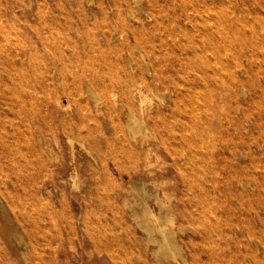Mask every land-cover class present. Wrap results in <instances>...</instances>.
Returning <instances> with one entry per match:
<instances>
[{"label":"rangeland","instance_id":"1","mask_svg":"<svg viewBox=\"0 0 264 264\" xmlns=\"http://www.w3.org/2000/svg\"><path fill=\"white\" fill-rule=\"evenodd\" d=\"M209 15L226 20L225 55L198 36ZM130 29L132 67L167 85L133 108L160 125L180 112L177 142L162 125L124 139L123 94L105 118ZM85 76L102 79L101 114L85 95L100 122L74 96ZM159 227L180 256L159 251ZM0 264H264V0H0Z\"/></svg>","mask_w":264,"mask_h":264},{"label":"bare ground","instance_id":"2","mask_svg":"<svg viewBox=\"0 0 264 264\" xmlns=\"http://www.w3.org/2000/svg\"><path fill=\"white\" fill-rule=\"evenodd\" d=\"M122 1V0H120ZM130 1V0H129ZM135 1V0H134ZM137 1V0H136ZM126 2V1H125ZM140 2V1H139ZM131 4V3H130ZM120 6H122L123 8V5L119 4ZM130 6V5H129ZM132 6V5H131ZM141 6V5H140ZM146 6V4H145ZM143 6V7H145ZM118 7V6H117ZM127 8V7H126ZM136 8V7H135ZM148 8V7H146ZM134 9V8H132ZM131 9V10H132ZM145 9V8H144ZM193 9V8H192ZM137 10V9H136ZM163 10V9H162ZM194 10V9H193ZM139 11V10H137ZM127 12V11H125ZM130 12V11H129ZM128 12V13H129ZM132 12V11H131ZM134 12V11H133ZM145 12V11H144ZM143 12V13H144ZM151 12V11H150ZM194 12V11H193ZM137 13V12H136ZM135 13V14H136ZM183 13L185 15H190L189 17V21L192 22V28L195 29V28H198L196 25H195V22H196V19H195V16H191V14L189 12H186V10L183 9ZM182 13V14H183ZM123 14V13H121ZM132 14V13H131ZM130 14V15H131ZM140 15V13H138ZM169 14V13H168ZM153 15V14H152ZM159 15H161L162 17H165L166 14H164V12H159ZM45 16V15H44ZM121 16V15H120ZM124 17V15H122ZM134 16V15H133ZM127 17V16H126ZM137 17V15H136ZM155 17V16H154ZM160 17V16H159ZM226 17V16H225ZM227 18V17H226ZM119 19H123V18H119ZM132 19V18H131ZM147 19V18H146ZM150 19V18H149ZM155 19V18H154ZM134 20V19H133ZM143 20V19H142ZM160 20V19H159ZM153 21V20H152ZM124 22V20H123ZM155 22V21H154ZM126 23V21H125ZM50 24V23H49ZM127 24V23H126ZM158 24V23H157ZM160 25V24H159ZM135 27V26H134ZM142 27V26H141ZM140 27V28H141ZM136 28V27H135ZM139 28V29H140ZM155 28V27H154ZM192 29V32L194 31ZM142 30V29H141ZM187 30V29H186ZM229 32L227 31V23H226V20L225 18L223 17H220V16H214V15H209L207 16V18L201 23V28L198 30V36L199 38L202 40V42L204 44H206V40L208 39V46L206 45L207 47V51L208 52H213L215 49L219 48V51L220 53L222 52V54L224 53L225 55V52L228 51L227 50V47H228V44H227V34ZM116 34V33H115ZM124 34V33H123ZM126 35L124 36V40L122 42V49L121 51L119 52L120 53V57L123 59V62H125V65L128 66L126 68V66L124 67L122 65V63H120V69L122 70V73L118 72V74H116V76H113L112 77V81H111V85L110 87H104L103 86V91H104V94H105V99H106V108L104 109V112H105V118H108L110 117V108L111 107H116L118 105V101H119V97L123 94L126 96V98L120 100L121 102H124L126 103L127 107H128V113H129V118H128V122L126 123V134L124 135V139H131V140H136L137 139V135L139 133H142L143 137H147L149 136L148 133L150 130L152 131H156L159 133V135H163V133L160 131V126H164V129H165V132L167 134L170 133V140L171 141H176L179 140L178 138V135H176L174 132H178L180 131V128H182V124L180 123V118H181V113L180 112H174L172 111L171 114L169 115H165V120L163 121V123L160 125L158 124L157 120H156V115H160L159 113L163 112L161 111L160 109H157V113L156 115H151L149 116L148 113H146L144 110H142L140 112L139 115L136 114L134 108H133V102L135 101L136 98H138V104L143 107V104L145 102L148 101V95H147V92L148 91H156L157 89H160V88H163V89H167V85H166V82H163L161 81L160 78H158L157 76H153L152 79H151V82H147L145 80V78L143 77V75L141 73H138L136 72L139 68V66L137 65V69L133 68L132 65H133V62H136L135 59H134V54H133V49L131 48V43L134 42L136 46L142 44L144 42L143 40V36L144 34L142 33V31H138L136 29L133 30V29H130L127 33H125ZM117 35V34H116ZM216 35L219 36V40H214L216 39ZM229 35V34H228ZM106 36V34H105ZM116 39V38H115ZM170 40L172 41H181V38H180V35L177 34V33H170L169 34V38ZM95 41V40H94ZM54 42V41H53ZM99 43V37H98V41ZM108 42V41H107ZM149 44V43H148ZM100 45V44H99ZM120 45V43H119ZM153 45V44H152ZM95 46V44H94ZM101 46V45H100ZM116 47V46H115ZM127 48L128 50V53H129V57H126L124 55V48ZM153 47V46H152ZM117 48V47H116ZM142 48V47H141ZM150 48V47H148ZM102 49L100 48V51ZM105 50V48H104ZM84 51V50H83ZM96 51V50H95ZM99 51V52H100ZM126 51V50H125ZM91 52V51H90ZM89 52V53H90ZM102 52V51H101ZM112 52V50H111ZM84 53V52H83ZM110 53V52H109ZM228 53V52H227ZM101 55V53H99ZM111 54V53H110ZM221 54V55H222ZM74 55H75V52H74ZM74 55H73V58H74ZM80 56V54H78ZM77 55V56H78ZM117 55V54H116ZM213 55V54H211ZM68 56V55H67ZM103 56V55H102ZM105 56V55H104ZM118 56V55H117ZM107 57V56H106ZM142 57L145 61V64H146V70L149 72L150 70V63H152L153 61H157L158 60V56L157 54L153 51V50H149V51H146V53H142ZM104 58V57H103ZM136 58V57H135ZM221 58V57H220ZM71 59V58H70ZM69 59V60H70ZM76 59V58H75ZM74 60V59H73ZM80 60V59H79ZM83 60V57L82 59ZM118 60V59H117ZM140 60V59H139ZM66 61V60H65ZM116 61V60H115ZM143 61V60H142ZM113 62V61H112ZM82 63V61H81ZM85 63V62H84ZM116 66V65H115ZM118 66V64H117ZM68 67V65H67ZM92 69V68H90ZM89 69V70H90ZM114 69V68H113ZM75 70V69H74ZM115 70V69H114ZM118 70V69H116ZM115 70V71H116ZM37 71V70H36ZM78 71V70H77ZM87 71V70H86ZM85 71V72H86ZM94 71V70H93ZM88 73V71L86 72ZM84 73V74H86ZM82 74V75H84ZM88 75H90L88 73ZM92 75V74H91ZM78 76V75H76ZM151 76V75H150ZM79 77V76H78ZM92 76L88 77V76H85L84 77V80H82L85 84V91L82 93L81 92H78L77 94H75L74 96L77 98V104L80 106V111L82 113L85 114V117L87 120H92L94 119V121L96 119L95 115H92L93 111L92 109H90V105H88L87 103V98H86V94H88V96H90V98L93 99L94 103L96 104V112L99 114L100 113V109L98 108V104H99V98L97 97V93L94 92V88L97 87L98 88V85L97 83L99 82H95L92 78ZM97 79V78H96ZM95 79V80H96ZM39 81V80H38ZM76 81V80H75ZM81 81V80H80ZM102 81V79H101ZM100 81V83H101ZM81 83V82H80ZM99 83V84H100ZM77 84V83H75ZM102 85V84H101ZM78 86V85H76ZM107 86V85H106ZM109 86V85H108ZM82 87V86H81ZM101 88V87H100ZM96 89V88H95ZM74 90V89H73ZM100 90V89H99ZM78 91V90H76ZM96 91V90H95ZM98 92V90L96 91ZM102 92V91H101ZM173 92L175 93V96L176 97H180L182 98L183 96V93H181L177 88L174 87V90ZM100 93V92H99ZM30 94V93H29ZM101 96L103 93H100ZM243 94V92H242ZM245 94V93H244ZM246 95V94H245ZM73 96V95H72ZM87 96V97H88ZM99 96V95H98ZM236 96V95H235ZM234 96V97H235ZM230 98V97H229ZM89 100V99H88ZM103 100V99H102ZM50 102V101H49ZM75 102V100H74ZM157 102V101H156ZM102 103V102H101ZM241 103V102H240ZM63 104V103H62ZM55 105V104H54ZM64 105V104H63ZM51 106V103L50 105H48V107ZM46 107V106H45ZM62 107V106H61ZM65 107H67L65 105ZM70 108V107H69ZM50 109V108H49ZM58 109V107H57ZM61 109V108H60ZM71 109V108H70ZM48 110V109H47ZM52 110V109H51ZM59 110V109H58ZM137 110V109H136ZM49 111V110H48ZM59 112V111H58ZM60 113V112H59ZM101 114V113H100ZM236 114V113H235ZM97 115V114H96ZM65 116V115H64ZM247 117V115H244ZM98 117V116H97ZM227 117V116H226ZM232 117V116H231ZM63 118V117H62ZM55 119V118H54ZM63 119H66V117H64ZM215 119V118H213ZM59 120V118H57V121ZM56 122V121H54ZM90 122V121H89ZM97 122H100V121H97ZM58 123V122H56ZM70 122H66V124H68ZM76 123V121H75ZM94 123V122H93ZM88 124V122H87ZM91 124V123H90ZM96 124V122H95ZM62 125V124H61ZM34 126V125H33ZM67 126V125H66ZM69 126V125H68ZM71 123H70V126L71 127ZM85 127V125H83ZM90 126V125H89ZM63 127H65L63 125ZM78 127V126H77ZM82 127V126H81ZM96 127V126H95ZM40 128V127H39ZM80 128V126H79ZM89 128V127H88ZM87 130V129H86ZM91 129H89L88 131H90ZM39 131V129H38ZM58 131V130H57ZM83 131V130H82ZM40 132V131H39ZM86 133L88 134V137L90 138V140H94L96 141L95 137L93 134L91 133ZM155 132V133H156ZM102 133V131H101ZM152 133V132H150ZM165 133V135H166ZM41 134V133H40ZM39 134V135H40ZM157 135V134H156ZM161 135V136H162ZM87 136V135H86ZM163 137V136H162ZM239 137V136H238ZM241 137V136H240ZM107 139V138H105ZM39 140V139H38ZM85 140H86V137H85ZM89 140V139H88ZM98 140V139H97ZM82 141V140H81ZM88 142V141H87ZM99 142V141H98ZM97 144V143H96ZM98 148L99 146L96 145ZM91 147V146H90ZM101 147V146H100ZM97 149V148H96ZM102 149V148H101ZM93 151V149H91ZM95 151V150H94ZM99 151L101 152L102 150L99 149ZM98 151V152H99ZM102 154V152H101ZM110 156L112 158H116V154L114 153H109ZM103 156V154H102ZM109 159V158H108ZM118 159V158H117ZM116 159V160H117ZM107 161V160H106ZM119 161V160H118ZM53 162V161H52ZM108 162V161H107ZM117 162V161H116ZM51 164V163H50ZM64 164V163H63ZM118 165V164H117ZM105 185V184H104ZM140 191L142 192L143 196H146V188H141ZM150 195V194H149ZM158 197V196H157ZM152 212V211H151ZM167 215V214H166ZM150 216V215H149ZM157 218V217H156ZM167 218V217H166ZM167 221V220H166ZM171 222V221H170ZM158 223V222H157ZM155 224V223H154ZM148 230L150 231H153V229H151L149 226L146 227ZM162 236V239L160 241V244H159V251L166 257H176L177 255H179V249L177 247V245L175 244L174 242V239H175V236L172 235V232L170 230H168L166 227H159L158 230ZM156 231V233H157ZM153 236L155 234L151 233ZM152 236V237H153ZM152 239V238H151ZM155 240V239H154ZM158 241V239H157ZM153 242V241H151ZM156 243V241H155ZM157 251V253H160ZM161 255V254H160ZM180 256V255H179Z\"/></svg>","mask_w":264,"mask_h":264}]
</instances>
